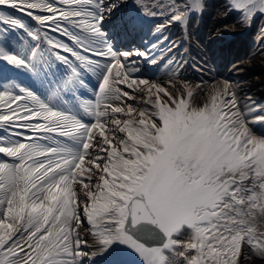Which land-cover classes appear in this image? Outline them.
Here are the masks:
<instances>
[{"label": "snow or ice", "instance_id": "6c2138e0", "mask_svg": "<svg viewBox=\"0 0 264 264\" xmlns=\"http://www.w3.org/2000/svg\"><path fill=\"white\" fill-rule=\"evenodd\" d=\"M209 7L0 0V264H264V104L186 80L166 32Z\"/></svg>", "mask_w": 264, "mask_h": 264}, {"label": "bare ground", "instance_id": "6f19581e", "mask_svg": "<svg viewBox=\"0 0 264 264\" xmlns=\"http://www.w3.org/2000/svg\"><path fill=\"white\" fill-rule=\"evenodd\" d=\"M209 3L210 5L213 4L211 2ZM222 4L223 2H221L220 5ZM220 5L210 8V13L206 15L203 21V23L206 24V31L194 32L191 28H187L186 30L182 28L177 32V35H180L183 31L185 36L190 37L191 34H196L198 37H201V41L191 40V45H187V48L197 51L198 54L204 52V54L200 56L202 61H200L198 65L201 68L195 73H191L192 76H186L183 70L181 75L192 83H199L201 81L209 82L221 78L242 81L243 83L239 88L240 94L243 95L247 93L251 95L258 104H264V57L257 56L249 59L256 48L260 29L264 27V17H257L250 28H242L237 25L234 31L225 32L222 25L225 23H234L235 17L230 16L226 20H221L218 8ZM197 17L200 16L198 15ZM247 33H250V35L246 36ZM250 36L252 37L250 38ZM186 40L189 41L187 38ZM127 44L129 46L132 45L130 43ZM244 44H249L250 47L246 46L247 53L239 55L236 51L240 47H243ZM227 48H233V50H235L233 55L228 56V53L225 52ZM214 54L219 57L220 62H218L217 56L216 59H214ZM225 60H228L229 64L223 69V62ZM234 64L245 69V71L241 73L232 71ZM158 75L163 78L162 72L158 73ZM255 130L257 134H264V128H261L259 125L255 127Z\"/></svg>", "mask_w": 264, "mask_h": 264}, {"label": "rangeland", "instance_id": "374dc122", "mask_svg": "<svg viewBox=\"0 0 264 264\" xmlns=\"http://www.w3.org/2000/svg\"><path fill=\"white\" fill-rule=\"evenodd\" d=\"M207 2H211V3H215L216 5L219 3L217 0H207ZM210 4V3H209ZM205 19V18H204ZM195 27L198 28H202V26L198 23H194L193 24ZM203 30L206 31V24H204L203 26ZM246 46H248V44H244V46L241 48L240 53H238L239 55H242V53L246 50ZM230 49V48H229ZM228 51V55H232L234 53L233 50H227ZM238 52V50H237Z\"/></svg>", "mask_w": 264, "mask_h": 264}]
</instances>
